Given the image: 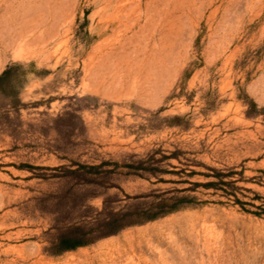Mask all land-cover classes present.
<instances>
[{
    "label": "rangeland",
    "instance_id": "374dc122",
    "mask_svg": "<svg viewBox=\"0 0 264 264\" xmlns=\"http://www.w3.org/2000/svg\"><path fill=\"white\" fill-rule=\"evenodd\" d=\"M0 264H264V0H0Z\"/></svg>",
    "mask_w": 264,
    "mask_h": 264
},
{
    "label": "trees",
    "instance_id": "16d2710c",
    "mask_svg": "<svg viewBox=\"0 0 264 264\" xmlns=\"http://www.w3.org/2000/svg\"><path fill=\"white\" fill-rule=\"evenodd\" d=\"M217 171H218V174H216V175L219 177V179L218 180H210L208 182H205L206 185H219V183H221V182L224 184H227L229 182L228 180H225L223 178V175H224L223 171H221V170H217ZM225 190L227 193H231L227 189H225ZM234 194L236 195V193H234ZM237 199L240 202L243 201L240 198H237ZM160 203H161V205H163L162 204L163 202H160ZM178 206H180L179 202H172V203H170L169 208H167V209L161 208L162 209L161 211L171 210V209H174ZM156 214H158V212H153V213L148 212L146 214V218L153 217ZM73 229H74V231H72V233L70 235H66L63 237L61 245H60L61 248L73 247L75 245L84 243V242L88 241L90 238H93L97 235V234H95V235L89 237L87 234L88 231L85 229V227L83 225H76Z\"/></svg>",
    "mask_w": 264,
    "mask_h": 264
},
{
    "label": "bare ground",
    "instance_id": "6f19581e",
    "mask_svg": "<svg viewBox=\"0 0 264 264\" xmlns=\"http://www.w3.org/2000/svg\"><path fill=\"white\" fill-rule=\"evenodd\" d=\"M123 42V41H122Z\"/></svg>",
    "mask_w": 264,
    "mask_h": 264
}]
</instances>
